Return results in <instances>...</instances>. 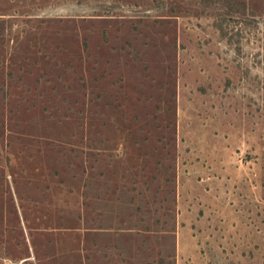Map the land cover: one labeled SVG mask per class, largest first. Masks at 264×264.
Wrapping results in <instances>:
<instances>
[{"label":"rangeland","instance_id":"374dc122","mask_svg":"<svg viewBox=\"0 0 264 264\" xmlns=\"http://www.w3.org/2000/svg\"><path fill=\"white\" fill-rule=\"evenodd\" d=\"M0 264H264V0H0Z\"/></svg>","mask_w":264,"mask_h":264}]
</instances>
